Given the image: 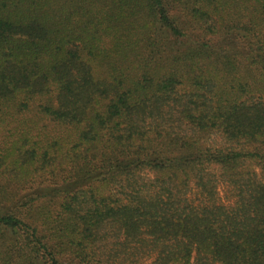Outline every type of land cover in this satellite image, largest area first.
<instances>
[{"label":"trees","instance_id":"1","mask_svg":"<svg viewBox=\"0 0 264 264\" xmlns=\"http://www.w3.org/2000/svg\"><path fill=\"white\" fill-rule=\"evenodd\" d=\"M0 173V264H264V0H0Z\"/></svg>","mask_w":264,"mask_h":264},{"label":"rangeland","instance_id":"2","mask_svg":"<svg viewBox=\"0 0 264 264\" xmlns=\"http://www.w3.org/2000/svg\"><path fill=\"white\" fill-rule=\"evenodd\" d=\"M32 116V114H30ZM5 132V131H4ZM4 132L2 134H4ZM7 133V132H6ZM247 166L257 169L256 162H250ZM43 180H25V181H14L6 178V175L0 173V188H3L2 195L4 199L8 202H17L20 209H24V205L28 206V213L36 214L38 213V208L45 205L47 197L42 195L45 193L53 195L50 183L54 181L52 177L45 175ZM36 196L34 202L32 203V197ZM15 198V201H14ZM7 203V202H6ZM8 204V203H7ZM38 224L44 225L42 221Z\"/></svg>","mask_w":264,"mask_h":264}]
</instances>
